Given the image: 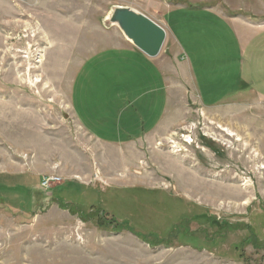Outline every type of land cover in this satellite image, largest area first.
<instances>
[{
  "label": "rangeland",
  "instance_id": "1",
  "mask_svg": "<svg viewBox=\"0 0 264 264\" xmlns=\"http://www.w3.org/2000/svg\"><path fill=\"white\" fill-rule=\"evenodd\" d=\"M1 200L0 264H264V0H0Z\"/></svg>",
  "mask_w": 264,
  "mask_h": 264
},
{
  "label": "water",
  "instance_id": "2",
  "mask_svg": "<svg viewBox=\"0 0 264 264\" xmlns=\"http://www.w3.org/2000/svg\"><path fill=\"white\" fill-rule=\"evenodd\" d=\"M104 24L118 27L127 41L150 58L160 55L167 39V31L162 25L129 6H112Z\"/></svg>",
  "mask_w": 264,
  "mask_h": 264
},
{
  "label": "crops",
  "instance_id": "3",
  "mask_svg": "<svg viewBox=\"0 0 264 264\" xmlns=\"http://www.w3.org/2000/svg\"><path fill=\"white\" fill-rule=\"evenodd\" d=\"M161 25V24H160ZM167 26H168V28H169V24L167 23ZM166 29V28H165ZM169 30H170V28H169ZM166 31H167V29H166ZM170 32H171V30H170ZM168 35H169V31H167V38H168ZM125 38V37H124ZM126 39V38H125ZM167 40V39H166ZM129 42V41H128ZM128 42H126L125 41V43L123 42L121 45H119V46H115V47H113L112 49H110L111 51H115L116 49H122V50H124L128 55H130L131 57H133L134 59H137V60H141V61H144V63H152V64H154V67H156L157 69H161L160 68V65L157 63V62H155V60L154 59H157V57L156 58H150V57H148L147 55H145L144 53H142L140 50H138L137 48H134L133 46H132V44L130 45V44H128ZM127 43V44H126ZM107 56H109V54H107V53H105V57H98L96 60H94L95 62H98V61H100V60H102V59H106V61L107 60H110V61H112V57H107ZM107 57V58H106ZM93 61H89L84 67H83V69H82V71L81 72H79V74H78V86H81V88L80 89H78V91L74 88V90H75V92L77 93V94H75V99H74V102L76 101V96H77V101H78V104H79V107H81V109L80 110H83V108H82V105H81V94H82V92H83V90H84V87L85 88H88V87H92V86H94L98 81H101V82H103L104 84H105V81L104 80H102V78H100V79H98V80H93L92 79V75H93V72L95 71V69L93 68ZM189 65V64H188ZM188 65H185V64H183V65H181V67H180V69L181 70H184V72H185V76H187L188 74H189V71H190V66H188ZM84 107V106H83ZM85 108V107H84ZM80 113L83 115V116H85V117H89V114H88V112L87 113H82L81 111H80ZM75 114H77V112L75 111ZM85 126V125H84ZM87 129H85L87 132L90 130V131H92L91 130V128H88L87 126H85ZM42 178H43V176L40 178V183H39V187H41V182H42ZM42 188V187H41ZM5 200V199H4ZM54 201H56V203H59V200L57 199H53ZM0 204H2V205H5L6 203H5V201H0ZM68 204V203H67Z\"/></svg>",
  "mask_w": 264,
  "mask_h": 264
},
{
  "label": "built area",
  "instance_id": "4",
  "mask_svg": "<svg viewBox=\"0 0 264 264\" xmlns=\"http://www.w3.org/2000/svg\"><path fill=\"white\" fill-rule=\"evenodd\" d=\"M61 181V177L59 176H51V175H45L42 178L41 187L44 190L46 196L51 197L52 193L49 192L51 188H53V185L59 183Z\"/></svg>",
  "mask_w": 264,
  "mask_h": 264
},
{
  "label": "bare ground",
  "instance_id": "5",
  "mask_svg": "<svg viewBox=\"0 0 264 264\" xmlns=\"http://www.w3.org/2000/svg\"><path fill=\"white\" fill-rule=\"evenodd\" d=\"M229 132H231L230 130H228ZM232 134V133H231ZM185 140L188 142V143H191L192 142V138L190 139V137H185ZM177 152V151H175Z\"/></svg>",
  "mask_w": 264,
  "mask_h": 264
},
{
  "label": "trees",
  "instance_id": "6",
  "mask_svg": "<svg viewBox=\"0 0 264 264\" xmlns=\"http://www.w3.org/2000/svg\"><path fill=\"white\" fill-rule=\"evenodd\" d=\"M67 205H68L67 203H66V204H63V203H62V204H61V206L64 207V208L67 207ZM74 212H75V210H74ZM75 213H76V212H75Z\"/></svg>",
  "mask_w": 264,
  "mask_h": 264
}]
</instances>
